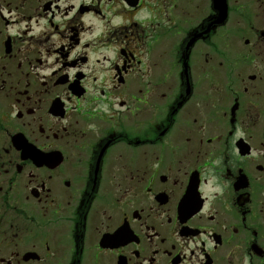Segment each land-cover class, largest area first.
Segmentation results:
<instances>
[{
  "label": "flooded vegetation",
  "instance_id": "flooded-vegetation-1",
  "mask_svg": "<svg viewBox=\"0 0 264 264\" xmlns=\"http://www.w3.org/2000/svg\"><path fill=\"white\" fill-rule=\"evenodd\" d=\"M0 0V264H264V0Z\"/></svg>",
  "mask_w": 264,
  "mask_h": 264
}]
</instances>
